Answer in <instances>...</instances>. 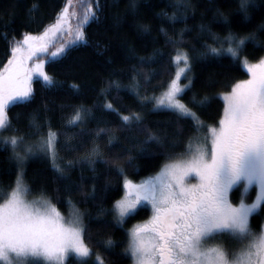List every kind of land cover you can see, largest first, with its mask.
<instances>
[{
	"label": "snow or ice",
	"instance_id": "6c2138e0",
	"mask_svg": "<svg viewBox=\"0 0 264 264\" xmlns=\"http://www.w3.org/2000/svg\"><path fill=\"white\" fill-rule=\"evenodd\" d=\"M182 2L185 8L190 7L188 0ZM93 3L96 11H92L89 5L81 27L77 28L76 40L85 39L82 25L90 18H96L100 10L96 0ZM252 3L253 0H239L245 19L249 18L248 8ZM131 7H136V0H131ZM67 12L65 8L56 23L42 35L29 33L23 34L20 40L13 38L11 56L0 69V134L16 131L12 129L8 111L34 99V78L42 80L47 86H55V80L45 71L46 61L41 57L49 52L45 37L61 27ZM217 16L220 23H231L228 16L219 10ZM169 19L175 21L176 17L174 15ZM142 27L144 31L149 30L147 25ZM184 31L187 30L181 31L179 41L169 38L168 42L182 43ZM205 31L212 44L203 45L205 51L201 53L202 56H227L241 60L247 44L258 43L256 32H264V21L245 35L229 28L220 36L202 25L201 32ZM64 52L65 47L61 46L50 56L58 57ZM173 59L184 66L179 68L176 78L171 81L164 96L157 100L153 110L163 108L178 119L190 120L193 131L203 132V137L196 139L195 146L190 139L184 153L175 158L168 157L155 177L139 184L125 178V194L113 201L110 209L101 203L97 216L112 215L116 225H123L138 212V206L144 202L151 205L153 214L150 219L128 233L125 255L133 260V264H264V227L254 229L250 222L253 213L264 215V58L253 64L244 57L242 63L250 79L236 83L230 92L219 94L223 100V115L218 126L205 124L197 112L189 107L191 104L203 109L210 99L216 97L205 96L201 100L193 97L189 104L182 102L185 88L191 84L187 75L191 71L190 58L187 52L177 47ZM141 62H144L143 58ZM181 76L188 80L184 87L179 84ZM132 79L133 83L125 87L143 102L147 97L141 95L140 83L135 77ZM121 87L118 82L111 81L107 88L101 89L105 102L100 108L115 114L121 129L145 131L143 113L122 115L119 108L107 102L111 91L115 89L119 93ZM73 88L79 90L78 85H73ZM90 117V110L77 108L68 119V124L79 127ZM110 131L98 128L96 139L107 136V144L114 146L116 137L109 135ZM149 142L159 144L161 138L149 132L146 139L139 142L141 150ZM24 143L23 137L0 135V145L11 147L10 160L14 161L16 168L15 182L8 189H0V193H3L0 195V264H65L70 253H75L79 258L89 257L90 250L84 243V233L88 230L83 223L85 214L76 209L70 199L67 205L71 219H65L56 204L45 195L43 188L39 189L38 197L28 199L35 191L24 182V168L29 158L37 153L48 156L61 178H67V171L74 168L71 161L64 166L57 163V133L49 129L46 137H41L35 144H27L21 154L18 148ZM132 159L129 157L130 168L133 167ZM98 161L109 164V160L103 158L100 145L93 142V146L77 163L88 165L95 172ZM112 163L117 178L126 177L125 168L116 161ZM110 188L111 180H107L102 189L98 190L93 185L88 195L93 199L99 197L103 202ZM82 190L83 184L75 189ZM67 191H73L70 185ZM237 191L240 195L234 203L230 197ZM105 244L109 249L118 246L111 239ZM80 264H87V261L81 259Z\"/></svg>",
	"mask_w": 264,
	"mask_h": 264
},
{
	"label": "trees",
	"instance_id": "16d2710c",
	"mask_svg": "<svg viewBox=\"0 0 264 264\" xmlns=\"http://www.w3.org/2000/svg\"><path fill=\"white\" fill-rule=\"evenodd\" d=\"M96 3L100 5L96 18H90L82 25L85 39L76 40L77 28L81 27L89 5L96 11L93 0H71V4L69 0H0V69L11 56L13 38L20 40L23 34L29 33L42 35L56 23L65 8L68 12L62 25L69 28L68 32H59L60 41L67 45L64 54L49 57L48 52L42 56L48 57L45 68L55 80V86H47L34 78V99L10 108L8 117L16 131L6 132L24 138L25 143L18 149L21 154L27 144H35L41 137H46L49 129L57 133V163L64 166L71 161L74 168L67 171V178H61L54 170L52 160L37 153L26 161L24 182L35 189L32 196H39V189L43 188L45 195L62 213L70 212L67 205L70 199L75 208L85 214L83 220L88 230L84 233V242L91 250L87 264H99L93 261L98 255L107 264H130L131 258L125 255L129 229L139 220L149 218L150 209L140 207L123 225H116L112 215L98 218L97 213L101 203L110 209L113 201L123 196L125 178L134 182L148 178L159 171L168 157L175 158L184 153L189 140L194 142L201 134L193 131L190 120L178 119L163 108L153 110L158 93L176 76L173 58L177 47L187 49L191 64L188 72L191 84L185 89L182 101L189 104L193 97L196 100L216 97L203 109L191 104L189 107L205 124L218 126L223 114V100L219 94L230 92L232 86L249 73L242 60L202 56L203 45L212 44V39L207 31L201 32V26L220 36L229 28L241 35L248 34L264 21V0H253L248 8V19L240 11L239 0H188L190 7L187 8L182 0H136L135 8L131 7V0H96ZM218 10L228 16L230 24L219 22ZM174 15L175 21L169 19ZM144 25L148 26V31H144ZM182 30H187L182 43L168 42L169 38L179 41ZM256 36L258 43L249 42L241 55L250 62L258 61L264 55V32H256ZM133 77L140 83L141 95L147 97L143 102L125 87L133 83ZM111 81L122 87L119 93L113 89L107 102L119 108L122 115L143 113L145 131L121 129L118 117L100 108L105 102L101 89L107 88ZM73 85H78L79 90ZM77 108L90 110L91 117L79 127H73L68 124V119ZM98 128L111 130L109 135L116 137L114 146L107 144V136L96 139ZM149 132L159 136L161 142H149L141 150L139 142L145 140ZM93 142L100 145L103 158L109 160V164L98 161L95 172L88 165L77 163ZM11 155L10 146L0 145V189H8L16 180ZM129 157L133 158L132 168ZM112 161L125 168L126 177L117 178ZM107 180H111V188L103 202L99 197L93 199L88 195L93 185L102 189ZM81 184L83 190L75 191ZM69 185L73 189L71 193L67 191ZM234 193L232 200L236 202L239 192ZM263 220L264 215L257 213L250 217L257 230L262 228ZM108 239L118 246L107 248L105 241ZM80 261L78 257L70 256L65 264H80Z\"/></svg>",
	"mask_w": 264,
	"mask_h": 264
},
{
	"label": "rangeland",
	"instance_id": "374dc122",
	"mask_svg": "<svg viewBox=\"0 0 264 264\" xmlns=\"http://www.w3.org/2000/svg\"><path fill=\"white\" fill-rule=\"evenodd\" d=\"M69 28H68V25H66V24H63V25H61V30L60 29H58L57 31H55V32H50L49 33V35L47 36V37H45V39L47 40V42H48V48H49V57H51L50 56V53L51 52H54V51H56V49L57 48H59V47H61V46H64L65 48L67 47V45H66V43L65 42H61L60 41V37H61V35H59V32H61V33H64V32H68L69 30H68ZM182 51H184V52H187L188 53V51H187V49H185V48H180ZM176 55V54H175ZM42 59H45V61H47V59H48V57H41ZM262 58H264V55L262 56ZM243 59L244 58H242L241 57V60L243 61ZM261 59V58H260ZM247 62L248 63H258L259 62V60L258 61H252V62H250L249 60H247ZM30 63H32V62H30ZM173 63H175V67H176V73L178 72V70H179V68H182L184 65H183V63L182 62H177V61H173ZM45 65H46V63H45ZM244 65V64H243ZM245 67V66H244ZM246 68V67H245ZM247 70V69H246ZM45 71H46V73H47V70H46V68H45ZM48 74V73H47ZM49 75V74H48ZM187 75H188V77H190L189 76V73H187ZM176 78V76L173 78V79H175ZM172 79V80H173ZM247 79H250V74L248 75V77H246V78H244V79H242L241 81H244V80H247ZM171 80V81H172ZM171 81L167 84V87L163 90V91H161L160 93H158V95H157V97H156V100H155V102L157 103V100L159 99V98H161V97H163L164 96V93L167 91V89L169 88V86H170V83H171ZM240 82V81H239ZM179 84H180V86L181 87H184V85H186V84H188V80H185L184 79V77L183 76H181L180 77V80H179ZM185 89H187V88H185ZM183 102V101H182ZM223 115V114H222ZM0 135H3V136H10V135H8V133L7 132H3L2 134H0ZM197 138L199 137V138H202L203 137V132H201V134H198L197 136H196ZM196 138V139H197ZM195 143H196V140L194 141V142H192V144H193V146H195ZM18 149H21V147L20 148H18ZM161 171V168L159 169V171H157V172H155V173H153V174H151V176H149L148 178H145V179H143V180H140V181H138V182H134L133 180V182L134 183H136V184H139V183H141V182H143L144 180H146V179H149V178H152V177H155L159 172ZM127 179H129V178H127ZM129 180H131V179H129ZM191 182H193V183H195L196 181L195 180H192ZM125 194V190H124V193H123V195ZM235 193H233L232 195H231V197H234L235 195H234ZM238 195H240V193L238 194ZM36 197H38V196H29L28 197V199H34V198H36ZM239 197V196H238ZM121 198V197H120ZM119 198V199H120ZM118 199V200H119ZM53 203V202H52ZM142 206H147L149 209H150V217L152 216V209H151V205L148 203V202H144L143 204H141L140 206H138L139 208L140 207H142ZM78 209V208H77ZM79 210V209H78ZM60 211V210H59ZM80 211V210H79ZM61 212V211H60ZM81 212V211H80ZM82 213V212H81ZM61 214L65 217V219H71V214H70V212L68 213V214H66V213H62L61 212ZM150 217L149 218H147V219H144V220H139V222H136V223H134L132 226H131V228L130 229H132L133 227H135V226H138V225H141V224H143L144 222H146V221H148L149 219H150ZM264 221V220H263ZM83 223H84V220H83ZM262 227H264V223H263V225H262ZM129 229V230H130ZM85 243V242H84ZM86 244V243H85ZM87 245V244H86ZM89 248V247H88ZM91 251V250H90ZM90 254H91V252H90ZM70 256H75V257H77V255L75 254V253H70L69 254V256H68V258L70 257ZM67 258V259H68ZM79 258V257H78ZM66 259V260H67ZM79 259H83V260H87V259H90L89 257H86V258H79ZM132 260V259H131ZM93 261H95L96 263H99V264H107L106 263V261H104L103 260V258L100 256V255H98V256H95L94 257V259H93ZM66 263V262H65ZM130 264H133V260L130 262Z\"/></svg>",
	"mask_w": 264,
	"mask_h": 264
},
{
	"label": "flooded vegetation",
	"instance_id": "af4514ba",
	"mask_svg": "<svg viewBox=\"0 0 264 264\" xmlns=\"http://www.w3.org/2000/svg\"><path fill=\"white\" fill-rule=\"evenodd\" d=\"M232 199V197H230ZM234 202V201H233ZM235 203V202H234Z\"/></svg>",
	"mask_w": 264,
	"mask_h": 264
}]
</instances>
